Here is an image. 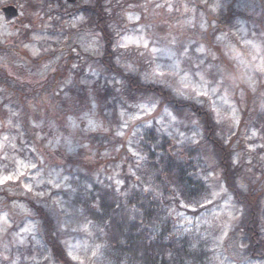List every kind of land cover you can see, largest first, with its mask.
I'll return each instance as SVG.
<instances>
[{
	"label": "rangeland",
	"instance_id": "1",
	"mask_svg": "<svg viewBox=\"0 0 264 264\" xmlns=\"http://www.w3.org/2000/svg\"><path fill=\"white\" fill-rule=\"evenodd\" d=\"M67 1L59 0L64 10L93 0ZM8 6L20 17L6 25L1 9ZM230 6L235 27L216 32L209 15ZM55 9L53 0H0V79L7 84L0 83V191L14 199L0 197V264H52L37 222L14 196L52 201L67 218L71 201L94 185L115 187L123 198L142 191L141 183L147 191L139 177L147 162L141 147L152 132L179 152L195 149L201 160L196 177L210 189L196 207L169 202L165 223L172 236L202 253L197 264H264L234 261L226 251L240 210L196 118L178 119L151 102L120 101L115 118L105 112L102 90L110 86L119 95L122 80L86 65L85 55L101 57L102 40L86 32L82 17H60ZM124 16L118 64L198 103L228 139L242 133L234 162L262 178L264 137L253 126L264 115V0H136ZM248 106L250 124L241 130ZM260 203L264 207V194ZM61 230L73 262L117 264L98 226L68 220Z\"/></svg>",
	"mask_w": 264,
	"mask_h": 264
},
{
	"label": "trees",
	"instance_id": "2",
	"mask_svg": "<svg viewBox=\"0 0 264 264\" xmlns=\"http://www.w3.org/2000/svg\"><path fill=\"white\" fill-rule=\"evenodd\" d=\"M53 2L56 4V14L60 17H82L86 32L102 40L101 57L85 55L86 65L95 64L101 73L122 80L123 91L120 96L110 86L102 90L105 112H110L115 118L116 105L120 101L125 105L151 102L169 108L178 119L196 118L199 128L207 136L206 144L212 148V159L221 169L227 194L235 198L240 210V218L231 226L225 240L226 251L234 261H264V207L260 203L264 194V175L255 179L256 175L247 170L244 163L235 164L237 154H234L241 151L243 134L238 132L228 139L212 119V114L198 103L182 99L174 91L159 85L147 84L140 73L126 72L118 64L122 52L116 46L127 23L124 15L136 0H93L71 10H64L59 0ZM209 16L216 25V32H229L236 25L232 6ZM69 55L73 56V52L70 51ZM126 55L128 60L134 61V55ZM0 83L7 88L2 79ZM253 100L251 95L249 104ZM250 109L248 106L243 112L241 130L250 124L247 122ZM263 119L264 115L259 114L253 128L264 137ZM141 148L147 162L144 165L145 172H141L139 177L148 183L147 191H144L141 183L142 191H133L129 197L123 198L115 187L94 185L88 194L77 195L68 205V220L86 221L98 226L115 252L117 264L200 263L202 253L192 251V245L186 239L179 240L172 236L169 224L165 223L164 211L170 201H175L177 205L184 203L188 207H196L208 198L210 189L196 177L201 163L200 159L198 163V152L195 149L179 152L169 140L158 139L153 132L143 140ZM0 197L6 198L8 202L9 199L14 200L6 191H0ZM14 198L28 206V216L38 224L51 263L79 264L70 259L64 246L61 229L68 221L64 217L65 212L49 200L46 203L30 197ZM13 225L15 227L16 223Z\"/></svg>",
	"mask_w": 264,
	"mask_h": 264
},
{
	"label": "water",
	"instance_id": "3",
	"mask_svg": "<svg viewBox=\"0 0 264 264\" xmlns=\"http://www.w3.org/2000/svg\"><path fill=\"white\" fill-rule=\"evenodd\" d=\"M75 1L76 0H68V3L74 4ZM2 14L5 19V24H10L11 22L17 20L20 17L18 10L12 6L2 9Z\"/></svg>",
	"mask_w": 264,
	"mask_h": 264
},
{
	"label": "snow or ice",
	"instance_id": "4",
	"mask_svg": "<svg viewBox=\"0 0 264 264\" xmlns=\"http://www.w3.org/2000/svg\"><path fill=\"white\" fill-rule=\"evenodd\" d=\"M31 189H29V191H30Z\"/></svg>",
	"mask_w": 264,
	"mask_h": 264
}]
</instances>
